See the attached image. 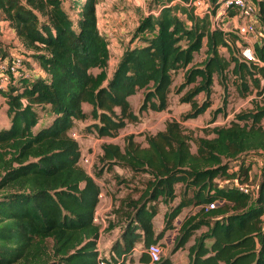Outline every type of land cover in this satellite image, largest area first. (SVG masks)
<instances>
[{
    "label": "trees",
    "instance_id": "1",
    "mask_svg": "<svg viewBox=\"0 0 264 264\" xmlns=\"http://www.w3.org/2000/svg\"><path fill=\"white\" fill-rule=\"evenodd\" d=\"M209 1L215 15L224 0ZM252 1L261 32L254 47L257 62L239 55L234 33L212 28L208 16H196L187 6L190 0H150L148 14L109 71L99 0H0V62L21 56L30 74L0 89L9 120L0 129V264H136L139 244L146 250L151 244L162 247L167 232L175 229L185 202L165 213L158 233L154 219L157 203H172L178 185L200 209L181 222L172 254L193 240L187 264H264V165L256 195L238 187L251 184L248 158L264 159V104L215 128L214 137L198 138L195 152L175 120L149 136L146 146L132 135L124 147L104 144L101 161L109 170L119 166L149 176L140 197L120 212L119 234L107 256L100 251L102 231L95 221L101 187L82 166L79 142L72 137L75 123L88 114L91 130L114 137L137 121L130 98L140 92V113L167 110L173 75L181 70L185 82L179 93L194 85L184 102L194 103L202 93L206 97L200 106L193 104L188 119L211 107L215 76L223 82L231 74L245 94L264 97V0ZM225 15L235 17L237 11L228 8ZM6 32L19 40L22 54L1 41ZM203 49L205 59L194 64ZM26 56L36 62L38 73ZM39 110L52 118L41 129ZM212 203L218 205L210 209ZM162 257L155 264H172ZM139 262L151 264L147 252Z\"/></svg>",
    "mask_w": 264,
    "mask_h": 264
},
{
    "label": "rangeland",
    "instance_id": "2",
    "mask_svg": "<svg viewBox=\"0 0 264 264\" xmlns=\"http://www.w3.org/2000/svg\"><path fill=\"white\" fill-rule=\"evenodd\" d=\"M240 19L226 16L221 18V29L228 30L237 36V45L239 36L236 31V26ZM4 38L6 46L10 47L17 53H23L19 40L13 36L6 34ZM259 38H256L258 41ZM226 51L223 49L222 53ZM205 59V49L195 55L194 64H200ZM112 66V65H111ZM112 68L109 67V71ZM184 71H178L173 76V85L169 95V107L163 112L144 111L139 112L143 102V92L130 98L131 110L137 115V121L129 122L125 128L118 131L114 137H100L97 133L90 129L93 121L88 114L85 120H78L75 123L73 132L77 134V140L81 149V164L86 172L92 176L101 187L100 204L97 209V223L101 226V242L100 251L102 254L108 250L110 239L114 240L119 234V221L121 220L120 212L127 208V204L131 200H136L140 197L147 186L149 176L145 173H134L128 168L119 166L109 170L108 167L101 161L103 154L102 147L104 144L113 143L124 147L126 138L134 136V140L146 146V140L149 136H153L158 132L164 131L168 122L175 120L181 124L183 132L189 138V143L193 152L196 151V140L201 137H214V129L219 127L229 126L233 121H236L240 114L254 111L257 105L264 104V97L257 95L256 91L245 94L243 87L238 79L231 74L227 80L221 81L217 76L214 77V84L211 94V107L202 115L195 119H188L186 116L192 112L193 104L200 106L205 100V95L199 94L194 98L193 102H184V98L191 92L194 85L186 86L180 93L179 88L185 82ZM227 98V106L223 109V101ZM6 102L0 97V129L8 126V117L6 115ZM84 111L89 113L91 107L84 105ZM220 110V113H216ZM40 122L37 129L47 127L52 118L47 112L39 110ZM264 127V120L262 121ZM252 160L251 184L257 186L262 180L263 157L260 155L248 158L247 162ZM231 169H237L236 166ZM177 198L169 204L163 201L157 203L158 215L154 219L155 232H159L164 227V218L167 211L176 208L182 202L187 205L182 210L180 216L174 221L176 226L174 230L167 232L166 239L162 241L163 259H170L172 264H187L188 248L193 243V240L187 245L184 250H180L172 254L175 239L178 235V228L186 216L193 215L200 209L193 205L191 198L192 194H184V188L181 185L177 186ZM218 204H216L217 206ZM116 212L118 214H116ZM117 225L114 229L110 226ZM199 234V233H198ZM197 234V235H198ZM108 253V251H107ZM146 249L142 244L138 245L135 262L141 264L139 259Z\"/></svg>",
    "mask_w": 264,
    "mask_h": 264
},
{
    "label": "built area",
    "instance_id": "3",
    "mask_svg": "<svg viewBox=\"0 0 264 264\" xmlns=\"http://www.w3.org/2000/svg\"><path fill=\"white\" fill-rule=\"evenodd\" d=\"M222 7L213 14V8L209 0H190L187 6H191L194 14L198 17H209L212 28L221 29V18L226 17L225 10L234 8L237 11L236 18L239 24L236 26V31L239 36L238 53L246 61L257 62L258 59L255 54L256 38L260 37V30L256 23L257 7L252 0H224ZM225 31V30H223ZM29 71L25 68L24 59L21 56H13L7 58L4 62H0V89H5L8 84L21 77H29ZM72 137L77 139L76 132L72 133ZM240 191L252 196L258 192L257 186L252 184H242L238 186ZM102 197V195H100ZM264 209V199H263ZM216 203L209 205L210 209H214ZM97 216L95 221H97ZM150 257L151 264L160 261L163 255V249L159 244H151L147 250Z\"/></svg>",
    "mask_w": 264,
    "mask_h": 264
},
{
    "label": "crops",
    "instance_id": "4",
    "mask_svg": "<svg viewBox=\"0 0 264 264\" xmlns=\"http://www.w3.org/2000/svg\"><path fill=\"white\" fill-rule=\"evenodd\" d=\"M149 1L150 0H99L97 5L98 26L101 34L106 38L109 44V67H111L112 70L122 57L125 48L130 44L132 34L138 27L141 18L144 15L148 14ZM6 34L11 35L9 32L3 34V36L1 37V41L4 43V45H7L4 41V38L7 37ZM135 44L136 43L134 42L133 44H131V46H134ZM26 60L30 61L33 65L35 74L38 73L39 70L36 62L28 56H26ZM0 97L4 99L1 94ZM117 237H115L114 240ZM165 239L166 237L164 238V240ZM114 240L110 239L108 244L109 246L107 248L108 250L105 251L104 255L107 256Z\"/></svg>",
    "mask_w": 264,
    "mask_h": 264
}]
</instances>
